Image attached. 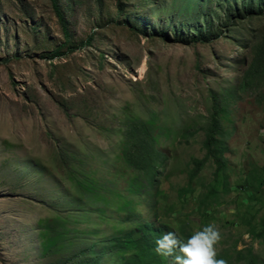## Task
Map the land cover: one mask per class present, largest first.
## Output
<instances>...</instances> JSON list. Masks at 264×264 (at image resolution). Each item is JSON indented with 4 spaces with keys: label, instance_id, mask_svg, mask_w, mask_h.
I'll return each instance as SVG.
<instances>
[{
    "label": "rangeland",
    "instance_id": "1",
    "mask_svg": "<svg viewBox=\"0 0 264 264\" xmlns=\"http://www.w3.org/2000/svg\"><path fill=\"white\" fill-rule=\"evenodd\" d=\"M241 2L58 0L69 41L51 0H0V264H54L58 255L42 253L39 230V220L53 216L64 222L53 223L57 230L71 231L69 246L58 252L92 256L83 231L107 236L113 222L87 221L83 203L89 202L77 180L93 169L109 178V189H124L122 177L131 169L118 156L119 129L129 117L162 118L177 132L162 142V192L135 198L143 218L153 220L150 208L169 225L186 222L198 230L195 204L181 206L177 190L187 184L190 158L205 153L201 144L215 107L227 117L220 137L231 186L250 165L264 170V15L251 16ZM209 21L216 32L192 39ZM60 45L65 55L51 56ZM254 59L260 71L244 84ZM215 99L222 105H212ZM214 165L200 171L204 184ZM234 188L218 212L208 213L220 233L217 250L221 242L238 239V249L250 242L242 226L222 223L233 218L234 206L253 213L246 193ZM115 213L109 219H119ZM253 249L264 256V244L253 242Z\"/></svg>",
    "mask_w": 264,
    "mask_h": 264
},
{
    "label": "trees",
    "instance_id": "2",
    "mask_svg": "<svg viewBox=\"0 0 264 264\" xmlns=\"http://www.w3.org/2000/svg\"><path fill=\"white\" fill-rule=\"evenodd\" d=\"M231 1L234 2V0H223L224 3ZM51 2L65 38L70 41L72 38L68 32L64 12L59 7L58 0H51ZM241 7L244 12H248L253 17L264 15V0H242ZM234 9L238 10L236 7ZM213 25L209 21L205 28H199L196 36L195 32L192 33L191 38L202 40L200 35L203 33L213 34L216 32L213 30ZM222 30V26L219 31L217 27V34H220ZM186 32L191 33L187 30ZM60 47L61 45L55 47L50 53L51 56H64L65 52ZM259 56H264L262 46ZM259 71L254 59L243 73L244 84L252 81L255 73ZM215 104L222 105L218 99L213 100L212 105ZM215 108L218 110L212 113L201 144L205 153L201 158L193 156L190 158L191 166L188 169L187 184L177 190L181 206H185L188 202L195 204L194 213L198 214L200 218L198 229L210 222L208 213L215 211L224 201L223 197L226 193L234 188L229 180L231 167L225 155L227 147L220 137L221 123L227 117L219 112L223 108ZM119 130H121V147L118 156L122 159L123 166L131 169L130 176L122 177L125 178L124 189H109V178L100 179L93 169L84 173L77 180L78 187L82 189L88 198L87 202H89V205L83 203L87 206L85 210L90 212L89 217H86L87 221H92L91 218H94L93 221H103L108 225L109 221H112L113 232L109 235V231H107V236L105 233L98 236L97 229L96 232L83 231L88 235L83 236L88 240L86 251L91 252L92 256L86 257V252L83 251L80 255L73 257L75 252L68 254L58 252L59 247L65 250L71 242V239L67 237L69 230L66 227L57 230V227L53 226V223H56V226H64V222L60 221L59 216L40 219L39 221L42 223L39 227L42 232L40 234L42 253L51 250L55 253L54 255H58L54 264H103L104 262L109 264V261L113 264H174L171 257L163 258L153 251L155 239L165 232L172 231L177 234L179 239L183 240L192 232L190 225L186 222L169 225L168 222L161 221L158 213L150 208H148L149 215L155 221L143 218L136 210L137 200L141 198L140 196L147 195L146 197L152 198L150 190L154 194L162 192L163 184L160 181L162 180L160 174L165 169L167 159L162 142L170 137L171 133L177 134L174 127L169 126L162 118L155 122L151 116L141 119L140 117H129L125 119L123 127ZM209 161L215 164L214 172L210 182L204 184L199 180V173ZM234 184L236 193H246L250 204H252L253 213L243 214L237 206H234L235 210L231 213L233 218H227L222 223L231 225L235 222L242 226L247 232L250 242L240 249L237 248L238 239H234L232 243L221 242L217 255L225 259V264H264V256L261 257L258 251L255 252L253 249V242L264 244V201H258L259 197L256 195L259 192H263L262 195H264V170L260 169L259 172L255 165H250L234 181ZM107 189L112 194L111 201L109 192H105ZM112 202H114V209H110ZM153 205H151L152 208ZM112 211L116 212V216H119V219H115L116 221L109 219ZM239 217L242 220L236 221ZM116 223L122 226L119 228Z\"/></svg>",
    "mask_w": 264,
    "mask_h": 264
},
{
    "label": "clouds",
    "instance_id": "3",
    "mask_svg": "<svg viewBox=\"0 0 264 264\" xmlns=\"http://www.w3.org/2000/svg\"><path fill=\"white\" fill-rule=\"evenodd\" d=\"M264 135V129L260 130ZM220 236L218 227L209 222L181 240L177 234L168 231L154 241L153 251L163 257H171L174 264H225L214 247Z\"/></svg>",
    "mask_w": 264,
    "mask_h": 264
}]
</instances>
